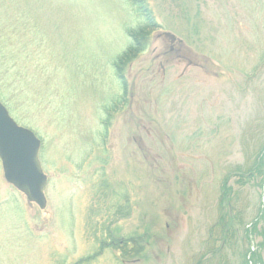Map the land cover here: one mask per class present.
I'll list each match as a JSON object with an SVG mask.
<instances>
[{
	"label": "rangeland",
	"instance_id": "obj_1",
	"mask_svg": "<svg viewBox=\"0 0 264 264\" xmlns=\"http://www.w3.org/2000/svg\"><path fill=\"white\" fill-rule=\"evenodd\" d=\"M0 101L47 177L0 165V264H264V0H0Z\"/></svg>",
	"mask_w": 264,
	"mask_h": 264
},
{
	"label": "water",
	"instance_id": "obj_2",
	"mask_svg": "<svg viewBox=\"0 0 264 264\" xmlns=\"http://www.w3.org/2000/svg\"><path fill=\"white\" fill-rule=\"evenodd\" d=\"M166 36L175 37L167 32ZM40 140L28 128L18 125L0 101V165L4 180L22 193L31 204L44 209L47 177L38 152Z\"/></svg>",
	"mask_w": 264,
	"mask_h": 264
},
{
	"label": "flooded vegetation",
	"instance_id": "obj_3",
	"mask_svg": "<svg viewBox=\"0 0 264 264\" xmlns=\"http://www.w3.org/2000/svg\"><path fill=\"white\" fill-rule=\"evenodd\" d=\"M159 36L162 37L167 42V52L165 51H158V54L155 56V58H162V61L159 62V66L162 69V74L164 73V66L162 65V62L164 64L168 63L169 61H172L173 59H177L178 61H184L186 65L192 64L190 60H186L183 55L181 54L182 52V43L179 39L174 38L171 39L169 36H166L164 32H161ZM166 53L168 55H166Z\"/></svg>",
	"mask_w": 264,
	"mask_h": 264
},
{
	"label": "trees",
	"instance_id": "obj_4",
	"mask_svg": "<svg viewBox=\"0 0 264 264\" xmlns=\"http://www.w3.org/2000/svg\"><path fill=\"white\" fill-rule=\"evenodd\" d=\"M144 16L147 17V15H144ZM147 23H149L150 26H153V24H155V23H152V24H151V23L149 22V18H148V20H147ZM141 32H142L141 30H139V31H129V32H128L129 35H130V37H131V39L133 40V42H132L131 46H130L129 48H127V50L124 51V53H122V54L118 57V59H117V61H116V66H119L120 64H123V63H124V60L130 58V57L133 56L136 52H138V51H140V50H143V45H144V43L141 42V41H139L140 39L138 38L139 35H141V36L143 35V33H141ZM139 47H140V48H139ZM123 245H126V242H123ZM138 250H139V249H136V248H134L133 250H131V251H130V253H131V254H130L131 257H134L135 255H137ZM124 252L127 253L128 251L125 250ZM133 255H134V256H133ZM125 256H128V255H124L123 257H125Z\"/></svg>",
	"mask_w": 264,
	"mask_h": 264
},
{
	"label": "bare ground",
	"instance_id": "obj_5",
	"mask_svg": "<svg viewBox=\"0 0 264 264\" xmlns=\"http://www.w3.org/2000/svg\"><path fill=\"white\" fill-rule=\"evenodd\" d=\"M174 36V35H173ZM175 37V36H174ZM176 38V37H175Z\"/></svg>",
	"mask_w": 264,
	"mask_h": 264
}]
</instances>
